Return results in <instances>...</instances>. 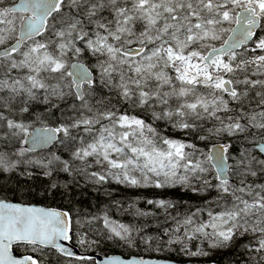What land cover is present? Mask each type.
<instances>
[{"label": "snow or ice", "instance_id": "snow-or-ice-1", "mask_svg": "<svg viewBox=\"0 0 264 264\" xmlns=\"http://www.w3.org/2000/svg\"><path fill=\"white\" fill-rule=\"evenodd\" d=\"M257 29L264 31V0H0V140L31 145L0 150V172L18 168L22 161L13 157L71 141V160L80 162L75 169L55 154L26 163L38 164L46 175L58 164L94 184L214 190V208L169 214L174 223L163 233L167 239H158L179 244L187 255L207 256L189 245L207 241L223 248L248 235L253 239L243 245L245 264H264V183L249 182L264 176V158L247 148L230 155V143L203 152L161 135L111 101L92 102L97 87L107 88L122 105L150 111L153 121L199 133L204 141L243 137L264 154V38ZM69 97L70 112L61 110L60 122L50 126L53 110ZM37 104L48 107L38 113ZM91 167L98 170L89 172ZM147 203L164 213L176 207L167 199ZM104 223L110 239L135 244L130 226L107 216ZM71 224L67 212L0 199V264H44L41 255L53 250L90 259L64 243L73 239ZM77 243L97 241L81 235Z\"/></svg>", "mask_w": 264, "mask_h": 264}, {"label": "trees", "instance_id": "trees-1", "mask_svg": "<svg viewBox=\"0 0 264 264\" xmlns=\"http://www.w3.org/2000/svg\"><path fill=\"white\" fill-rule=\"evenodd\" d=\"M257 37L264 38V31L259 30ZM87 62L86 60L85 63ZM100 100H103L105 103L114 101V105L120 103L114 92L109 91L107 88L97 87L92 95V102L95 103ZM73 102L70 97L65 101L59 102L60 107L53 110V115L47 123L56 126L60 122L57 117L60 116L61 110L67 114L70 112L69 105ZM116 106L120 107L121 110L126 109L131 114L137 115L147 122L152 123L161 135L194 143L203 152H208L209 147L219 141L222 143L231 142L232 147L229 148L230 155H238L237 149L243 145L244 148L253 151L254 155H259L262 158L254 149V146L247 144L243 137L237 136L229 138L224 136L204 141L198 138L199 133H186L173 129L164 121H153L150 111L146 112L143 109L132 110L127 104L122 105L121 103ZM46 107L48 106L37 104L35 105V110L38 113L43 112ZM81 134L85 135L82 132ZM66 145H69V153L66 152V157H61V159L69 160L75 169L80 166V162H74L68 158L71 153L70 147L72 146V142L67 141ZM26 170L18 167L12 172H0V199L22 204L42 205L69 212L73 221L72 243L79 246L84 252L100 253L103 255L167 257L178 260L177 256L185 255L181 251L180 245L174 244L166 246L162 240L158 239L163 236L165 229L171 227L174 223L169 214H179L182 216L189 212H195L198 208L211 210L215 207L212 201L217 195L214 190H208L203 194H195L191 191H184L179 187L159 190L153 187H131L111 180L97 186L90 182L84 173L77 171L69 174L60 169H56L52 171L51 175H44L42 168L40 167L39 169L35 166L32 169L34 173L28 175L30 173L29 169L27 172ZM253 180L258 183H264V176L249 178V182ZM53 183L56 184L55 188L51 187ZM157 199L171 200L176 203V207L169 209L168 213H164L154 205L147 203L149 200ZM129 205H132V207H129ZM136 209H141L149 214L138 215ZM105 216L112 221L130 226L133 229L135 244L130 246L119 240V238H113V241L103 244L98 241L91 245L77 243L78 236L86 235L85 233L92 234L89 232L92 224L96 220H104ZM204 218H207L206 212ZM98 228L103 233L102 235L108 239L111 235L110 230L107 229V231L100 226ZM149 237L153 238L151 245L144 242ZM87 239L91 240L89 237ZM163 239L166 240L167 237L163 236ZM252 239L253 237L248 235L240 238L233 237L231 243L238 242V244L229 251L215 256L212 258V261L218 264H245L247 253L243 245ZM204 246H207V242L205 241L203 243L193 241L189 245L192 250ZM14 252L21 255L22 250L15 251L14 249ZM40 258L44 264H95L94 261L67 259L55 251L48 252L46 256L41 255Z\"/></svg>", "mask_w": 264, "mask_h": 264}, {"label": "rangeland", "instance_id": "rangeland-1", "mask_svg": "<svg viewBox=\"0 0 264 264\" xmlns=\"http://www.w3.org/2000/svg\"><path fill=\"white\" fill-rule=\"evenodd\" d=\"M67 99V98H66ZM111 104H114V101L113 102H111ZM120 103H118V104H116V105H119ZM118 107V106H117ZM229 138H231V137H229ZM66 142L67 141H65V143L64 144H61V143H59L56 147H55V149L54 150H52V151H49V152H46V153H44V154H41V155H38V154H32V153H26L23 157H13V159H20L22 162H21V164L18 166V167H22L23 169H29V172L31 173V175L34 173L33 171H32V169L35 167V166H37L39 169H40V166L38 165V164H36V165H33V164H29V163H26L28 160H33V161H44V162H47V160L48 159H50L51 158V156L53 155V154H55V155H57V156H60V157H62V158H65L66 156H65V153L66 152H68L69 153V151H68V147H66L65 145H66ZM219 143H221V141H219ZM229 143H231V142H229ZM247 144H249L248 142H247ZM3 145H5V146H3ZM250 145V144H249ZM21 148H24V146H23V143H21V142H19L17 139H15V138H10L7 142H5V141H3V140H0V150H2V151H5V152H12V151H16V150H19V149H21ZM200 149V148H199ZM241 149L243 150L244 149V147H243V145H242V147L240 146V147H238V149H237V153H238V155H239V152L241 151ZM201 150V149H200ZM240 150V151H239ZM202 151V150H201ZM249 151H251V150H249ZM251 152H253V151H251ZM238 155H235V156H238ZM68 158H70L71 159V153H70V155L68 156ZM74 162H76V161H74ZM42 168V167H41ZM31 169V170H30ZM58 170V169H60V167H59V165L57 164V165H54V170ZM96 170H98V168L97 167H91V168H89L88 169V171L89 172H91V171H96ZM42 171H44V175H46V173H45V170L42 168ZM95 185H99V184H95ZM159 190H161V189H159ZM217 211H219V209L217 208L216 209ZM97 222V223H96ZM96 222H94L93 224H92V228L89 230V232L90 233H92V234H88V233H85L86 235H87V237H89L91 240H95V241H98L99 243H101V244H103V243H108L109 241H113L112 239L113 238H111V239H107L105 236H103L102 234V232L100 231V229L98 228V226H100L101 228H104V229H106L107 230V227H105V223H104V220H96ZM108 231V230H107ZM98 233H100V234H98ZM102 239V240H101ZM205 242H207V241H205ZM110 244H111V242H110ZM236 244H238V242H236V243H230V245L228 246V247H223V248H210L209 246H208V242H207V246H204V247H202L205 251H207V252H209L210 254L209 255H207V256H191V255H187V254H185V255H179V256H177L178 257V259H180V260H183V261H190V262H196V261H201V262H206V261H210V260H212V258H214L215 256H217V255H219V254H222V253H224V252H227V251H229L230 249H232ZM196 250V249H195ZM195 250H193V251H195Z\"/></svg>", "mask_w": 264, "mask_h": 264}, {"label": "water", "instance_id": "water-1", "mask_svg": "<svg viewBox=\"0 0 264 264\" xmlns=\"http://www.w3.org/2000/svg\"><path fill=\"white\" fill-rule=\"evenodd\" d=\"M258 30L259 29H257V32H258ZM52 127H55V126H52ZM57 141H55L53 143H50V144H47V145H44L43 147H37L35 150L30 151V152L46 151V150L52 148L57 143ZM212 146L213 145L210 146L209 152L212 150ZM29 147H31L30 144H24V148H29ZM262 156L264 157V154H262ZM12 203H14V202H12ZM21 205H23V204H21ZM25 206H33V207H39V208H44V209H54V208H46V207H42V206H38V205H25ZM54 210L62 211V210H59V209H54ZM64 243L66 244V246L71 247L72 250L78 256L89 257L90 259H88V260H95L96 264H103V262L105 260H111L112 258H118L119 260L124 261V264H135V262L140 261V260L145 261L146 264H216V263H212V262H209V263L176 262V261H171V260H162V259H155V258L153 259V258H145V257L125 258V257L119 256V255L104 256V255H100V254L83 253L79 248L73 246L70 242H64Z\"/></svg>", "mask_w": 264, "mask_h": 264}, {"label": "bare ground", "instance_id": "bare-ground-1", "mask_svg": "<svg viewBox=\"0 0 264 264\" xmlns=\"http://www.w3.org/2000/svg\"><path fill=\"white\" fill-rule=\"evenodd\" d=\"M31 170V169H30ZM26 172H27V170H26ZM30 177V176H29Z\"/></svg>", "mask_w": 264, "mask_h": 264}]
</instances>
